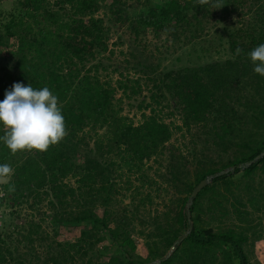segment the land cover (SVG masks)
Masks as SVG:
<instances>
[{"label":"trees","instance_id":"16d2710c","mask_svg":"<svg viewBox=\"0 0 264 264\" xmlns=\"http://www.w3.org/2000/svg\"><path fill=\"white\" fill-rule=\"evenodd\" d=\"M6 1L12 0H0V101L16 82L47 86L58 96L68 134L43 152L13 154L0 143V164L13 169L0 185V221H20L10 225L12 232L0 229V264H148L164 258L190 227L186 205L194 189L264 152V76L248 56L264 43V0H14L5 15ZM102 9L104 17H97ZM233 14L255 16L230 35L226 61L160 73V65L131 68L150 88L121 66L113 69L120 77L115 82L101 74L113 67L106 65L115 54L111 24L122 31L120 45L127 33L142 45L148 31L184 43ZM125 99L140 112L139 122L123 113ZM165 111L181 125L166 122ZM5 131L0 127V136ZM175 132L191 136L188 157L171 144ZM199 139L204 146L197 150ZM152 160L159 165L154 176L147 166ZM122 191L132 200L123 208L117 200L126 197ZM155 199L165 213L148 211ZM23 206L32 213L17 214ZM249 208L264 212V158L216 177L197 195L191 233L161 264H252L247 247L253 234L261 236ZM43 223L54 239L63 228L81 233L56 246L52 240L39 254L35 243L49 241ZM136 235L145 237L141 252ZM101 244L115 250L106 255Z\"/></svg>","mask_w":264,"mask_h":264},{"label":"rangeland","instance_id":"374dc122","mask_svg":"<svg viewBox=\"0 0 264 264\" xmlns=\"http://www.w3.org/2000/svg\"><path fill=\"white\" fill-rule=\"evenodd\" d=\"M130 4H133V0H127ZM144 1V0H141ZM159 3V2H158ZM14 0L6 1L3 3L1 8L2 12L6 15V13L10 12L14 7ZM106 11L102 9L98 14L97 17L103 18ZM253 14L247 16H239L238 14H233L232 16L225 18L222 22L217 23L212 29L209 31L208 35L196 40L195 42H174L170 39L166 34H161L157 37L151 31L147 32L146 38L143 40L142 45L135 44L132 39L129 37V34L122 35L124 45H120L118 43V35L122 33V31L118 30L114 25L111 24L112 28V40L110 41V48L114 50L115 54L112 60L107 61V66L111 65L113 67H109L108 70H101V74L104 78L110 76L112 80L115 82L120 77L118 74L113 73V69L115 66H121V72L125 75H128L130 78H143L142 86L146 87L145 83L150 88V82H147V79L144 77L143 74L135 73L131 68L134 66H140V64H145V66L150 65H160L158 72H165L168 70H177L185 67H200L205 66L215 62H223L227 59L231 58V52L229 49V38L230 35L234 32L238 31L242 26L245 24L244 21L249 20ZM1 22L4 20L1 18ZM114 44H118L115 46ZM4 54V53H3ZM106 62V60H105ZM126 62L131 63L128 65ZM129 67V68H128ZM128 68L129 71L125 69ZM145 78V79H144ZM144 94L147 96V91L143 89ZM120 96V95H119ZM124 104V114L135 120V122H139L140 120V112H138L135 108L130 107L128 105V100L123 101ZM168 111H165L163 114L165 116L166 122L174 121L176 126H180V121L176 119H169L166 114ZM199 141H203L202 139L198 140L197 150L203 149L204 144L199 143ZM172 145H175L176 148H180L182 153L188 157V152L194 149L193 141L191 140V136L186 132H175L172 141ZM148 168H153L152 171H149L151 176L156 175V168H159L158 164L154 163V160L147 164ZM156 170V171H155ZM161 171L164 172L165 168L161 167ZM238 177H241L239 175ZM237 177V178H238ZM9 178H1L0 185L4 184L8 181ZM135 181L134 178H132ZM126 180V178H124ZM124 183H120V186H123ZM135 184L137 182L135 181ZM125 187V186H124ZM126 197H118L117 200L120 203V207H126L132 201L130 199L131 193L122 191ZM138 201V200H137ZM166 202V201H164ZM46 206V204H45ZM44 206V208H45ZM11 208H6V211L3 212L4 214H10ZM17 214L21 217H26L28 214L32 213L28 210L27 206H23L21 208H17ZM27 210V211H26ZM46 210V209H45ZM148 211L153 213V215L163 214L167 211L166 207L161 200L155 199L153 207L149 208ZM249 213L252 215V224L251 226L255 228V230L259 231L260 239H257V235L251 237L250 243L247 247V252L249 253L251 263L252 264H261L258 261L259 257L264 256V212H256L253 209L249 208ZM13 221V223H12ZM18 219H13L12 217H8L5 220L0 221V229L4 226H7L9 231L12 232L16 227L10 226L12 224H17ZM20 222V221H19ZM43 232L46 234L44 235L49 236V241H37L36 249L39 254H44L45 247L49 244L52 240L54 241V246L56 243L61 241H75L81 233V228L79 229H62L58 239H54V232L52 228H50L48 223H43ZM140 227H136V231H139ZM42 236V237H44ZM136 240L138 244V250L141 252L145 247V237L136 235ZM256 238L254 241L253 239ZM56 248V247H54ZM99 249L104 251L106 255H110L115 250V246H110L108 244H101ZM43 257V256H42ZM106 257V256H105ZM42 259V258H41ZM264 263V259L261 260ZM80 264V263H79Z\"/></svg>","mask_w":264,"mask_h":264},{"label":"clouds","instance_id":"9594fccd","mask_svg":"<svg viewBox=\"0 0 264 264\" xmlns=\"http://www.w3.org/2000/svg\"><path fill=\"white\" fill-rule=\"evenodd\" d=\"M242 49H236V55ZM248 56L254 65V72L264 76V43L252 49ZM0 101V127L6 129L0 136L11 153L18 151H47L59 143L68 132L58 96L47 86L36 89L16 82L5 91ZM13 173L9 164H0V178Z\"/></svg>","mask_w":264,"mask_h":264},{"label":"water","instance_id":"95a60500","mask_svg":"<svg viewBox=\"0 0 264 264\" xmlns=\"http://www.w3.org/2000/svg\"><path fill=\"white\" fill-rule=\"evenodd\" d=\"M264 158V152L262 154H260L258 157H256L253 161L245 164V165H240L238 167H232V168H228L226 170H223L221 172H219L216 175L213 176H209L207 177L205 180H203L192 192L189 201L186 205V211H187V217L190 223V227L189 229L183 234V236L180 238L179 241H177L174 246L172 247L171 251L162 259L160 260H156L154 262L148 263V264H161L162 262H165L166 260H168L170 258V256L172 255V253L175 251L176 247L178 244H180L182 241H184V239H186L188 237V235L191 233L192 231V222H191V217H190V208L193 205V202L195 200V198L197 197V195L205 188L207 187L209 184L212 183V181L219 176H224V175H228L232 172H234L236 170V168L244 170L246 168H249L251 165L259 162L260 160H262Z\"/></svg>","mask_w":264,"mask_h":264},{"label":"built area","instance_id":"2783aa9c","mask_svg":"<svg viewBox=\"0 0 264 264\" xmlns=\"http://www.w3.org/2000/svg\"><path fill=\"white\" fill-rule=\"evenodd\" d=\"M1 196H2V195H1ZM1 196H0V197H1ZM0 214H1V212H0Z\"/></svg>","mask_w":264,"mask_h":264}]
</instances>
